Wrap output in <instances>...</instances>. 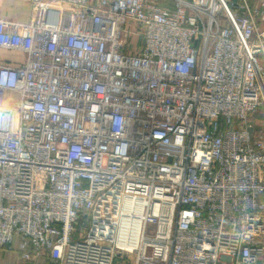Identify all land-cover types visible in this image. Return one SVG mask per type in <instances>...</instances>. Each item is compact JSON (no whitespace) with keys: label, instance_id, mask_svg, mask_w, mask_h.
<instances>
[{"label":"built area","instance_id":"built-area-1","mask_svg":"<svg viewBox=\"0 0 264 264\" xmlns=\"http://www.w3.org/2000/svg\"><path fill=\"white\" fill-rule=\"evenodd\" d=\"M30 6L0 17V253L264 264V0Z\"/></svg>","mask_w":264,"mask_h":264},{"label":"crops","instance_id":"crops-1","mask_svg":"<svg viewBox=\"0 0 264 264\" xmlns=\"http://www.w3.org/2000/svg\"><path fill=\"white\" fill-rule=\"evenodd\" d=\"M0 17L17 21L28 22L31 19V6L30 0H0ZM0 57L7 58L6 61H10L11 58L20 57L18 54L0 52ZM10 58V60H8ZM10 62H13L12 60ZM0 264H28L23 261L20 256L14 252H2L0 253ZM41 264H49L45 260L41 261Z\"/></svg>","mask_w":264,"mask_h":264},{"label":"rangeland","instance_id":"rangeland-1","mask_svg":"<svg viewBox=\"0 0 264 264\" xmlns=\"http://www.w3.org/2000/svg\"><path fill=\"white\" fill-rule=\"evenodd\" d=\"M1 58H3V57H1ZM3 59H7V58H3ZM21 59H22V56L11 58L12 61H20ZM8 60H10V58H8ZM85 225L88 226V222H86Z\"/></svg>","mask_w":264,"mask_h":264}]
</instances>
